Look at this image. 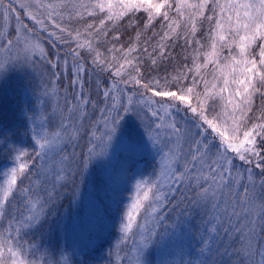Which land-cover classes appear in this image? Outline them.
Instances as JSON below:
<instances>
[{"label": "snow or ice", "instance_id": "6c2138e0", "mask_svg": "<svg viewBox=\"0 0 264 264\" xmlns=\"http://www.w3.org/2000/svg\"><path fill=\"white\" fill-rule=\"evenodd\" d=\"M125 16L135 37L118 47L121 37L112 35L111 47L100 51L101 38L118 31L109 24ZM41 34L68 45L63 59L66 66L72 57V77L53 109L54 131L50 117L22 113L32 125L25 130L32 153L9 147L15 141L0 118V149L31 161L0 183V264H87L75 259H91L83 245L69 258L59 244L46 243V225L74 169L110 160L128 117L143 126L154 161L151 176L136 181L120 224L124 239L133 238V255L125 258L148 264L147 250L178 211L185 224L199 217L190 233L195 264H264V0H0V48L11 52L23 42L25 61L46 59ZM181 39L185 54L174 61ZM60 59L57 53L48 63L56 69ZM93 74L111 81L95 82L101 107L85 91V76L91 83ZM53 76L51 95L59 96V74ZM85 138L87 153L78 158Z\"/></svg>", "mask_w": 264, "mask_h": 264}, {"label": "rangeland", "instance_id": "374dc122", "mask_svg": "<svg viewBox=\"0 0 264 264\" xmlns=\"http://www.w3.org/2000/svg\"><path fill=\"white\" fill-rule=\"evenodd\" d=\"M26 23H30L28 21H25ZM13 26L15 25V21L13 20ZM43 39L42 43L44 47L45 44H50L52 47H55L57 53H59V50L61 47L67 48L66 51H68V45L64 44L61 45L58 42L53 45L52 42H50L47 39L46 34H41ZM12 39H15V36L13 35L11 37ZM75 47V45H72ZM207 47V46H206ZM23 48V42H21L19 48H14L11 52H9L6 48H0V64H4L6 67L3 70H0V80L4 78L8 73H12L15 71L23 72L24 75L28 76L33 82H40L42 83L41 87H44L45 93L48 92V95H45V100L49 103L50 106V113L52 114L55 125H58L59 116L58 113H53V109L56 107L57 99L63 96L64 91L63 89L65 87L69 86L70 79L72 77V57H67V65L64 64V59H60L59 61V67L56 69H53L49 63L48 60L55 61L56 55L50 56L47 53L46 59H41L38 54L36 55H29L27 61L23 59V54L20 51ZM46 50V48H45ZM47 52V51H46ZM64 56V55H63ZM209 70H211V66H209ZM59 74V82L56 83V87L58 89L59 96H53L51 95V84L50 82H54V76L53 73ZM208 79H211L210 76L207 77ZM243 77H241L242 79ZM86 80V76H85ZM110 84V83H108ZM86 85V83H85ZM238 87V86H236ZM86 88V87H85ZM87 92V89H86ZM131 94V93H129ZM61 99V104H62ZM102 106V105H101ZM100 107V106H99ZM91 111V109H90ZM93 116H98V113L93 112ZM137 127L139 130L141 129V126L138 127V121L135 117H128L126 120V123L124 124V127L122 129H118L117 135L118 139L115 143V147L112 151V155L110 160L107 163L104 164H97V165H89L87 168H84L83 164H80L79 170L76 171L74 169V174L72 176H69L68 181H66V189H69L71 185H74L77 183L78 180L85 181L83 185H85V189H82L81 183L77 184L76 186L84 190L82 198L85 200L86 205L88 206L89 199L86 196L87 188H89L90 183H92V180L95 178L101 180H107L110 179L116 168V166H119V160L123 157H125L128 152L131 150H135L136 147L132 146L129 141L136 140L141 135V131H136L131 134L130 139H128L129 135V128L130 127ZM27 128V125L21 120H17L16 124L12 125L11 127H8L7 129H10V132H8V135L11 136V139L15 141L14 145H9V147H15L16 149H21L23 151H26L28 153H32L33 149L29 146L31 144V141L27 135H25V130ZM87 138H85L83 141L80 142V146L76 148V153L81 148H83L81 151H84L85 155L87 153V144H86ZM144 146H141L143 148L144 154L137 155V152H134V154H131L130 162L125 169H121L122 165L119 167L121 172V179L119 182L120 187V195L121 197L118 198L120 201L119 207H121V214L118 217L117 221H114V223H110L104 227V234L102 235L104 246L98 250H95V248L99 245H101L100 239H90L89 242H85V245H88L89 249V256L91 259L87 260L88 264H135L134 261H130L128 258H125L126 253L128 256L133 255V253L129 252V249L132 248V240L133 238H129L127 240L124 239L123 233L120 231V224L122 222V218L126 214L128 210V205L132 203V201L136 197V181L141 179H146L151 176L152 169H153V161H154V155L150 149V147L144 142H142ZM71 151V149H69ZM19 154L18 151H13L12 153H9L7 149H0V183H3L5 179H7V176H5V173L9 172L12 167H15L18 165V163L22 161H28L30 163V160H28V157L25 156L22 158V161H17L15 157ZM81 154L77 153L78 158ZM135 158V159H134ZM129 161V160H128ZM81 185V186H80ZM87 185V186H86ZM66 193V192H65ZM122 201V202H121ZM118 205L115 203L111 205V209L116 208ZM89 208V207H88ZM90 209V208H89ZM143 214V213H142ZM79 218V217H78ZM168 220H166L164 223L166 224ZM86 222V221H84ZM84 222L81 218L79 219H73L71 221L64 222L63 225H59V223H62L58 221L55 224L54 228L46 227L48 229V232L44 236V241L46 243H50L52 241H46L47 240H54L58 239L59 243L61 244L62 249H66L64 252V255L71 258L73 251L79 246L84 245V239L83 237H88V234L83 232ZM111 222V221H110ZM138 222L142 223V220L138 217ZM49 225V224H47ZM59 225V226H58ZM167 225V224H166ZM175 226V227H173ZM162 233V232H161ZM163 238H160V242L163 243V246L165 247V252H162L157 249L156 253L152 254V251L147 252V260L148 264H188V261L193 258L196 260L199 259L197 255H195V249L192 250V246L189 242H187V239L189 236L186 234L184 237L183 231L179 228L178 223L170 224L168 225L167 232L162 233ZM135 239L138 240V237ZM192 239V238H190ZM56 241V242H57ZM188 247V253L186 252ZM192 250V251H191ZM150 253V254H149ZM81 259V256H80ZM73 264V260H69V264Z\"/></svg>", "mask_w": 264, "mask_h": 264}, {"label": "trees", "instance_id": "16d2710c", "mask_svg": "<svg viewBox=\"0 0 264 264\" xmlns=\"http://www.w3.org/2000/svg\"><path fill=\"white\" fill-rule=\"evenodd\" d=\"M112 2L115 4L117 0H112ZM136 15L138 17H145V13L143 12V10L138 11ZM171 15H175V13L173 12L171 13ZM88 19L90 22L98 23L97 20H93L92 18H88ZM154 23H156V29H153V31H156L157 29H159L160 25L158 21H154ZM109 27L110 28L115 27L118 29V31L110 32L109 38L107 41L101 38L100 44L103 46L100 47V51L102 52L104 51V46L111 47V36L112 35H119L121 37L120 43L117 45L118 47L120 45L125 44L129 40L130 37L132 38L135 37V31L130 25H128L127 16H125L116 25L109 24ZM207 27H208L207 23L205 22L204 28H203V31L205 33H207ZM147 35L151 36L152 32H148ZM141 38L143 39V34ZM178 43L181 45V47L176 48L172 52L174 61H175L177 52H180L181 56L185 54L183 51V43H184L183 40L181 39ZM45 45H46L45 46L46 51L50 56L57 54L58 51L56 50L55 47H52L50 44H47V43ZM66 49L67 48H64V47L60 48L59 54H60L61 59H63V57L67 53ZM163 67L164 66H162L161 69L159 70V75L165 74ZM142 71L144 72L145 75H148V72L146 70L142 69ZM168 71L171 72L172 69L169 67ZM151 74L157 75L156 72H152ZM97 79L103 80L105 83H111V81L108 80L106 74L105 75L93 74L91 78V83H89L87 76H86L85 91L87 89V92L91 93L92 99L97 102L98 107L99 106L101 107L102 97H99L96 94L95 82ZM41 86H42V83L38 81L33 82L30 78H28V76L24 75L23 72H19V71L8 73L4 78L0 80V118L3 119L6 128L11 127L12 125H14V123L16 124L17 120H21V122L25 123L27 125V128L30 129L32 126L31 122L26 123L22 116V113L24 112V110L28 109L30 110L29 111L30 115L32 114L31 110H35L36 113L50 117L49 124H48L49 131L55 130L56 128L55 121H54L52 114L50 113L49 103L45 100L44 87H41ZM41 101H44V103L41 104ZM256 103L257 105H259L261 101L257 98ZM256 114L258 115L259 113L257 112ZM92 115H93V112H92ZM138 130L139 129L135 126L130 127L129 135H127L128 139H130V136L132 133ZM142 130H143V126H141V129L139 131H142ZM143 140L144 138L142 137V133L138 137V139L136 140L130 139V141L134 142V144L136 145L134 146L136 147V149L133 151L130 150L125 157L119 160V166H116V168L117 167L118 168L115 170L113 176L110 179L101 180L102 176H100V179L96 180L94 178L92 180V183H90L89 188H87V191H86V196L89 199L88 206L86 205L85 200L82 198L84 190H81L76 186L77 184L82 182L81 188L85 189V185H83L85 181L78 180L77 183H75L74 185H71L69 189H66V187H63L62 189H60V196L57 202L55 212L53 215L49 217V222H48L49 225H46V227L54 228L55 224L58 221L62 222V223H59V225L60 224L63 225L64 222L71 221L76 218L77 219L81 218L83 222L86 221L84 222L83 232L88 234V237H83V239L85 240L84 245L86 244L85 242H89V238L90 239H100L102 244L97 246L95 250H98V248L101 249L104 246V243L102 242L103 241L102 235L104 234V227L110 223H114V221H117L118 217L121 214V210H119V208L121 209L122 206L119 207L120 201L118 200V198L121 197L119 182H120L122 174L119 171L120 170L119 167L122 165L121 169L122 168L125 169L128 165H130L128 163L130 162V159H133L130 157H131V154L132 155L134 154V152H137L138 153L137 155L144 154L143 148L141 147V146H144V144L142 143ZM82 149L83 148L77 151V153L85 154L84 151H81ZM27 183L28 181H25V184ZM115 203L118 206L114 209H111V205ZM177 215H178V211L177 213H171L170 218L168 219L166 224L170 225V224H174L177 222L179 225V228L184 233V237L186 236V234L189 236V238L187 239V242L190 243V245L192 246V250H193L194 249L193 245L196 243V241L190 238H191V234L194 235L197 231V227H198L197 220L199 219V217L196 216L190 222L185 224L183 223L184 217H181L180 220H177L176 218ZM160 232L162 233L164 232L163 228L160 229ZM45 240L48 242L52 241L50 242V244H53V245L59 244V246H61L59 241H57L58 239H56L57 242L54 240H47V239ZM84 247H85L86 253L89 255L90 252L88 249V245H85ZM157 249L162 252H165L164 250L165 247L163 246V243L160 242V239L154 238V241L150 245L148 251L151 250L152 251L151 255H153V253H156ZM186 250H187L186 252L188 253V247ZM80 256H81V259H80ZM80 256L76 257L75 259L76 260H88L87 257H84L83 255H80ZM195 262H196V259L193 258L191 259V261L190 260L188 261V264H195ZM73 264H75L74 261H73Z\"/></svg>", "mask_w": 264, "mask_h": 264}]
</instances>
